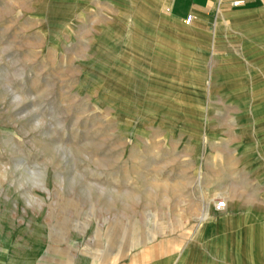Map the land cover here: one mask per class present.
Listing matches in <instances>:
<instances>
[{"label": "rangeland", "instance_id": "obj_1", "mask_svg": "<svg viewBox=\"0 0 264 264\" xmlns=\"http://www.w3.org/2000/svg\"><path fill=\"white\" fill-rule=\"evenodd\" d=\"M159 1L0 0V264H264V0Z\"/></svg>", "mask_w": 264, "mask_h": 264}, {"label": "crops", "instance_id": "obj_2", "mask_svg": "<svg viewBox=\"0 0 264 264\" xmlns=\"http://www.w3.org/2000/svg\"><path fill=\"white\" fill-rule=\"evenodd\" d=\"M157 1L158 4L162 3L159 0ZM232 1L233 0H169L168 5H166L167 8L169 7L166 17L173 19L177 23L186 24L193 33L192 36H203L205 34L207 35L210 30H212L211 32H215L213 30L215 26H218L217 28L224 26L227 21L226 19H229L232 14H242V10L245 8H235V5L231 4ZM247 1L251 0H243L242 4ZM158 6L165 5L162 4ZM189 14L192 15V19L190 23H186L184 18ZM221 22L224 24H218ZM218 32H220V34L223 33V31ZM222 210L219 212H222Z\"/></svg>", "mask_w": 264, "mask_h": 264}, {"label": "bare ground", "instance_id": "obj_3", "mask_svg": "<svg viewBox=\"0 0 264 264\" xmlns=\"http://www.w3.org/2000/svg\"><path fill=\"white\" fill-rule=\"evenodd\" d=\"M236 1H239V0H236ZM140 7L138 8L139 9V12H140V14L141 15H143V14H145V12H148V13H151V14H155L153 11H151L150 12V10H148V8L146 9V6L144 5V3H141L140 5H139ZM135 20V19H134ZM134 20H131L130 22H131V24L130 25H132V26H130L129 25V27H130V29H131V27H135V28H137V29H139V30H141V31H143L142 30V28H144V24H143V21L142 20H140L139 18H136V21H134ZM135 23H134V22ZM156 21V24L159 26L158 28H159V30H162L163 28H170V30L171 31H173L172 30V26H171V24L169 25V24H167V23H165L164 21H162L161 20V18H157V20H155ZM129 30V28L126 30L128 33L130 32V31H128ZM128 38H130V40L131 39H133V37L131 36V35H129V37ZM136 39H139L140 40V45H138L139 46V49L141 48V49H143L142 47L144 46V45H146V44H144V42H142V36H140V35H136ZM128 42V41H127ZM131 42V41H130ZM130 42H128V44L127 45H129V43ZM160 44V43H159ZM162 44H165V45H167V46H169L170 48H173L174 46L173 45H170L168 42H163V41H161V45ZM130 45H132V43H130ZM135 45V44H134ZM147 46V45H146ZM133 50L134 51H136V47L134 46L133 47ZM140 51V50H139ZM140 56V55H139ZM157 59H159V57H156Z\"/></svg>", "mask_w": 264, "mask_h": 264}, {"label": "built area", "instance_id": "obj_4", "mask_svg": "<svg viewBox=\"0 0 264 264\" xmlns=\"http://www.w3.org/2000/svg\"><path fill=\"white\" fill-rule=\"evenodd\" d=\"M243 0L241 1H236V0H233L232 3L233 5H239V4H242ZM192 18V15L189 14L186 18V22L189 23L190 20ZM226 206V201L225 200H217L214 202V210L215 211H221L222 209H224V207Z\"/></svg>", "mask_w": 264, "mask_h": 264}]
</instances>
